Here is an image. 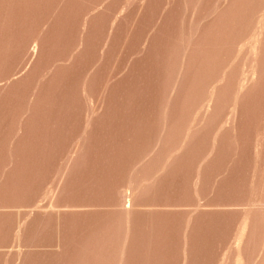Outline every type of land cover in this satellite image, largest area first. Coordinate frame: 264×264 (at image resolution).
Instances as JSON below:
<instances>
[{
  "label": "rangeland",
  "instance_id": "374dc122",
  "mask_svg": "<svg viewBox=\"0 0 264 264\" xmlns=\"http://www.w3.org/2000/svg\"><path fill=\"white\" fill-rule=\"evenodd\" d=\"M0 264H264V0H0Z\"/></svg>",
  "mask_w": 264,
  "mask_h": 264
}]
</instances>
